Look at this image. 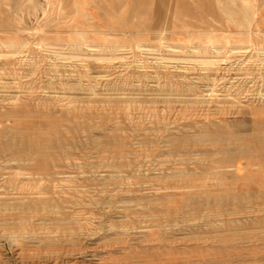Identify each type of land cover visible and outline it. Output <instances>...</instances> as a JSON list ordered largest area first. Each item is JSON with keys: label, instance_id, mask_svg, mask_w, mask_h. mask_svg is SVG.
I'll list each match as a JSON object with an SVG mask.
<instances>
[{"label": "rangeland", "instance_id": "rangeland-1", "mask_svg": "<svg viewBox=\"0 0 264 264\" xmlns=\"http://www.w3.org/2000/svg\"><path fill=\"white\" fill-rule=\"evenodd\" d=\"M0 264H264V0H0Z\"/></svg>", "mask_w": 264, "mask_h": 264}, {"label": "bare ground", "instance_id": "bare-ground-1", "mask_svg": "<svg viewBox=\"0 0 264 264\" xmlns=\"http://www.w3.org/2000/svg\"><path fill=\"white\" fill-rule=\"evenodd\" d=\"M211 42V41H210ZM8 44V43H7ZM9 45H13V46H17V43L16 42H14V41H12L10 44H8V46ZM20 46V45H19ZM10 47V46H9ZM13 48V47H12Z\"/></svg>", "mask_w": 264, "mask_h": 264}]
</instances>
